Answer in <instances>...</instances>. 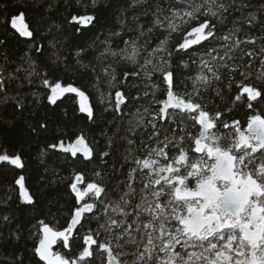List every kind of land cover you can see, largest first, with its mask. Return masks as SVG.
<instances>
[{"label":"snow or ice","instance_id":"snow-or-ice-1","mask_svg":"<svg viewBox=\"0 0 264 264\" xmlns=\"http://www.w3.org/2000/svg\"><path fill=\"white\" fill-rule=\"evenodd\" d=\"M145 3L147 0H131L129 7L137 8ZM44 4L49 9L54 7L50 0H35L37 7ZM95 5L96 0H92V7ZM31 6L17 3L13 7L16 14L7 13L4 19V23H10L21 36L30 38L34 33L24 24V19ZM244 7L247 4L237 5L236 0H186L182 9L171 5L165 9L158 2L154 26L164 28L167 22L168 36L151 51H148V40L143 45L136 40L124 41V47L119 50H113L108 41L104 42L103 51L94 57L97 64L111 58L126 69L119 77L110 65L100 69L109 84L119 80L121 87L114 92V101L111 98L106 101L104 94L100 93L98 103L103 105L104 111L123 113L129 102L149 97L157 107L153 109L149 104L143 107V113L137 107L135 123L129 121L125 130L131 138L127 134L121 137L122 143L127 144L124 162L129 171L122 183L126 190L121 192L115 204L106 198L107 186L99 181H89L83 187L85 177L77 173L69 186L80 206H74L66 227L56 228L45 220L37 221L38 242L32 247L33 256L38 257L37 264H92L97 250L102 255L101 264H128L117 258L116 249L122 250L118 253L120 257H133L131 264H264V111L257 109V105L264 101V46L259 52L246 50L245 46L255 45L257 38L245 36L240 39L243 26L234 27L217 39V25L213 23L214 19L225 23L227 14ZM21 8L24 11H20ZM165 10L170 15H163L161 19ZM254 20L250 17L248 24H253ZM96 22V15L80 13L72 14L67 20L75 29L76 40L86 37ZM151 31L148 29L149 33ZM178 31L181 39L169 48L172 33ZM112 35L119 36L120 33ZM141 35H144L143 31ZM210 40L219 47L205 48L196 58L189 56L196 46L204 47V43ZM49 44L55 50L53 63H64L67 67L58 47L62 44L61 39L53 36ZM5 45L6 41L0 40V47ZM72 46L77 49V67L92 73L99 82L96 66L91 62L84 64L82 60L89 51H94L95 42L88 43L85 39ZM31 51L43 55L45 48L43 44L34 43ZM25 55L29 58L28 67L18 66L16 72L24 71L25 79L31 84L32 78L40 74L30 53ZM184 56H189L191 63L199 60L197 74L189 78L197 93L195 97L187 91L183 95L176 91L177 67L190 66ZM4 58L7 60L6 54ZM258 58L259 67L253 76ZM221 69L229 76L224 87L215 90V95L217 98L227 95L228 101L242 102L246 106L252 113L246 116V127L240 120L226 122L224 112L209 109L199 101L201 87L208 90L210 86L223 82ZM4 71L0 67V92L6 91V87L18 79L12 73L5 76ZM237 75L241 77L239 81ZM145 81L148 82L146 89L151 92L145 90L141 95L140 89ZM41 84L51 88V94L46 96L51 104H56L64 93H75L79 97V112L86 113L87 119L95 122V106L86 103L89 97L84 90L71 84H50L46 75L41 77ZM156 89H162L159 93L161 99L156 98ZM223 107L231 111L227 103ZM17 109L22 112L24 104L18 102L13 112ZM175 113L190 117L198 126V134L194 135L183 127L184 119ZM144 114L150 118L144 119ZM141 128L147 132L146 137L142 132L139 134V143L144 146L142 158L132 152ZM47 131L46 118L35 123H22L15 115L11 119L0 115V133H8L17 140L31 139ZM58 144L63 148L62 140L48 144L47 148L54 149ZM107 147L109 150L96 152L81 134L76 136L74 145L64 151H70L74 157L81 153L89 163L97 157L106 162V158L113 155L112 140ZM45 151L42 149V154ZM129 155L133 157L131 162L128 161ZM0 161L23 167L19 154H0ZM95 174L101 175L100 172ZM137 176L142 187L139 201L133 203L136 196L133 182ZM15 184L20 185L23 203L34 207L33 196L24 188V177L16 179ZM85 196L93 202L81 204ZM10 219L7 215L0 216L5 225ZM101 220L104 223H100ZM85 222L89 227L81 235L79 228H83ZM93 223L96 227L91 226ZM101 230L106 236H102ZM19 231L17 229V233ZM13 238L18 241L20 236L10 235L9 239ZM54 246L66 251H54ZM127 248L132 251H123ZM18 264H24L23 257Z\"/></svg>","mask_w":264,"mask_h":264},{"label":"trees","instance_id":"trees-1","mask_svg":"<svg viewBox=\"0 0 264 264\" xmlns=\"http://www.w3.org/2000/svg\"><path fill=\"white\" fill-rule=\"evenodd\" d=\"M160 3L162 7L167 9L170 5L174 8H184L186 0H147L144 5L131 8L129 4L131 0H96L95 7H92V0H50L54 5L49 9L47 4L43 7L35 6V0H0V40H5L6 45L0 47V67L4 68V75L9 73L18 77L15 81L6 87V91L0 92V115L7 119H11L13 115L21 121H36L47 119L48 131L41 133L39 136H33L31 139L17 140L14 136L8 133H0V154H19L22 157L23 167L15 166L9 162L0 161V216L7 215L11 219L7 225L0 221V264H18V260L23 257L24 264H37L38 257L33 256L32 247L35 242H38V233L35 225L38 220H45L53 227H66L67 221L70 219V212L77 205L75 194L71 191L70 183L74 181L77 173H82L85 177L82 183L86 187L89 181H99L107 186V199H110L113 204L118 201L122 191V183L127 179L129 171L127 164L124 162L126 155L127 144L122 143L121 137L125 136L126 129L129 127L128 122L135 123L136 109L140 108L143 113V107L151 104L155 109L157 105L151 97L140 101L129 102L127 107L123 109V113L113 112L111 110L104 111L103 105L99 104L100 93L104 94L107 101L111 98L115 99L114 92L121 90L120 81L115 84H109L103 75L100 74L102 67L111 66L119 77L124 72L125 66L111 58H108L103 64H97L94 60L104 49L105 41L111 44L113 50H119L124 47V41L136 40L138 44L143 45L145 40L150 41L148 51L156 47L160 40L168 36L167 22L164 28L154 26L156 19V5ZM17 3H27L32 5L25 13V22L29 30L34 33L31 38L21 37L10 23H4L7 13L15 15L13 10ZM237 5L241 3L247 4V7L240 11H232L227 14L226 22L221 24L217 20L213 23L217 25V39L226 34L234 27L240 28L243 26L240 39L245 36H254L257 38L255 45L245 46L246 50H255L264 46V0H236ZM6 6V7H5ZM20 11H24L23 8ZM94 14L97 17V22L94 27H91L86 33V37L79 40L74 39L77 35L74 27L67 23L72 14ZM170 15L165 10L161 16ZM133 17L136 19L134 20ZM250 17H254V23L248 24ZM152 29L151 33L148 29ZM141 31L144 35H141ZM119 32V36H114L112 33ZM53 36L61 39L62 44L59 45L61 55L67 61V67L64 63L56 65L55 56L52 54L55 50L51 48L49 41ZM88 43L95 42L94 51H89L87 56L82 58L84 64L96 66L97 75H100L99 82L93 77L92 73L85 72L76 65L75 49L73 43H83L84 40ZM181 39L180 32H173L170 37L169 48ZM71 41V43H70ZM43 44L45 51L43 55L31 51L33 44ZM219 47L215 42L208 41L204 43V47L196 46L195 49L189 52V56L196 58L203 54L205 48ZM25 53H30L31 61L36 65V71L40 76H34L33 82L29 84L25 79L24 71L16 72V68L28 67V56ZM5 54L7 60H5ZM239 55V53H237ZM189 56H184L185 61H189ZM248 57H245L247 60ZM143 60H141V63ZM189 67H177L178 86L176 91L181 95L187 91L194 97L197 93L193 90L192 80L198 72L199 60L196 63L189 61ZM131 68L132 65H127ZM259 67V58L253 68V76L255 70ZM223 82L217 83L208 90L200 88L199 101L206 105L209 109H216L224 112L223 119L226 122L232 120H240L241 124L246 127V116L252 113L246 108L242 102L228 101L227 95L223 98H217L215 90L223 88L227 83L229 73L221 69ZM47 76L50 84L56 82L62 85H75L84 90L91 104L95 106L96 119L95 122L90 121L87 117L79 112L76 96L67 94L57 99L56 104H51L46 99L47 95L51 94V88L41 84V77ZM241 77L237 75L236 80ZM158 82V81H157ZM147 81L141 86L140 93L151 89H146ZM162 89H156V98L161 99L159 93ZM136 95L135 92L132 93ZM6 97V99L4 98ZM23 103L24 109L21 112L16 110L13 112L14 106L17 103ZM227 103L228 111L223 107ZM257 109L264 111V101L257 105ZM184 119L183 127L187 128L194 135L198 134V126L190 117L183 113H175ZM150 116L144 114V119H149ZM169 123L172 120L169 119ZM174 126V125H173ZM120 129L117 132V129ZM147 132L141 128L137 133L136 147L132 152L136 157H141L143 145L139 143V134ZM87 139L90 146L96 151L109 150L107 147L109 140H112L113 147L111 151L113 155L106 158V162H102L99 157L92 162H86L80 155L72 156L70 152L64 153L56 148L48 149L47 145L56 143L62 140L63 144L71 143L76 139L77 135H81ZM129 138H131L130 134ZM58 146V145H57ZM42 149L46 151L42 154ZM133 157L128 156V161L131 162ZM116 165V171L113 172V165ZM134 166V165H133ZM100 172L97 176L95 173ZM20 176L24 177V188L27 194H31L35 200V206L29 207L23 203L21 198L20 186L15 184V180ZM136 188V196L133 203L140 199V177L137 176L133 182ZM91 203L93 199L90 197L84 198L82 203ZM91 216V214H85ZM94 219V218H93ZM100 223H104L103 220ZM92 227H96L93 223ZM89 225L85 222L83 228H79V233L82 235ZM17 229L20 231L17 233ZM102 236H106L103 233ZM10 235H19L17 241L14 238L9 239ZM55 251H66L59 247H55ZM121 249H116L114 254H117L118 259H124L131 264L133 257H120L118 253ZM123 251H132L131 248L123 249ZM102 255L100 251H96L95 260L92 264H101ZM42 264V262H41Z\"/></svg>","mask_w":264,"mask_h":264},{"label":"water","instance_id":"water-1","mask_svg":"<svg viewBox=\"0 0 264 264\" xmlns=\"http://www.w3.org/2000/svg\"><path fill=\"white\" fill-rule=\"evenodd\" d=\"M24 24H26L25 19H24ZM18 34H19V33H18ZM19 35H20V34H19ZM20 36H21V35H20ZM21 37H24V36H21ZM24 38H30V37H24ZM62 86H67V85H62ZM72 86L76 87L75 85H72ZM67 94H73V95L76 96L77 106H78V109H79V97H78L75 93H64V94L60 95L59 98L65 96V95H67ZM86 95H88V94L86 93ZM88 97H89V96H88ZM86 103H91L90 98L88 99V101H86ZM81 114H83V115L86 116V113H81ZM85 139H86V138H85ZM86 141H87V139H86ZM87 142H88V141H87ZM74 143H75V140H74L73 142H71V143L63 144V148L60 147L59 144H58V146L56 147V149H57L58 151H61V152H64V153H68V152H65V151H64V148H68L70 145H74ZM88 143H89V142H88ZM89 146H90V144H89ZM90 147H91V146H90ZM69 152H70V151H69ZM70 153H71V152H70ZM77 155H80V156L83 158V156H82L81 153H77ZM77 227H79V226H77ZM55 247H56V246H54V249H53L54 251H55Z\"/></svg>","mask_w":264,"mask_h":264},{"label":"rangeland","instance_id":"rangeland-1","mask_svg":"<svg viewBox=\"0 0 264 264\" xmlns=\"http://www.w3.org/2000/svg\"><path fill=\"white\" fill-rule=\"evenodd\" d=\"M87 196H85L84 198H86Z\"/></svg>","mask_w":264,"mask_h":264},{"label":"flooded vegetation","instance_id":"flooded-vegetation-1","mask_svg":"<svg viewBox=\"0 0 264 264\" xmlns=\"http://www.w3.org/2000/svg\"><path fill=\"white\" fill-rule=\"evenodd\" d=\"M21 177V176H20ZM20 186V185H19ZM21 189V188H20Z\"/></svg>","mask_w":264,"mask_h":264}]
</instances>
